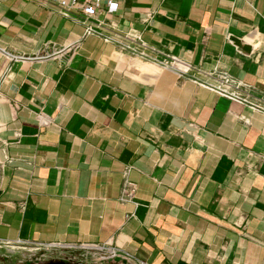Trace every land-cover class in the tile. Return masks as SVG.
Masks as SVG:
<instances>
[{
  "label": "crops",
  "instance_id": "0c3cea01",
  "mask_svg": "<svg viewBox=\"0 0 264 264\" xmlns=\"http://www.w3.org/2000/svg\"><path fill=\"white\" fill-rule=\"evenodd\" d=\"M117 2L97 17L115 42L52 5L0 2V242L264 264V112L250 106L264 107V0ZM136 39L189 72L120 47ZM220 73L250 105L198 84Z\"/></svg>",
  "mask_w": 264,
  "mask_h": 264
},
{
  "label": "built area",
  "instance_id": "2783aa9c",
  "mask_svg": "<svg viewBox=\"0 0 264 264\" xmlns=\"http://www.w3.org/2000/svg\"><path fill=\"white\" fill-rule=\"evenodd\" d=\"M5 1V0H0ZM34 1L39 5H52L56 8L57 13L71 21L80 22L84 27V35H96L104 39V41L115 42L110 36L104 35L99 29L102 26V22L97 19L98 15H110L116 13L118 10L117 0H28ZM137 44L136 47L120 43V47L129 50L135 56L142 60L151 62L162 69L173 72L174 74L183 76L190 70V66L176 57L165 56L162 59H156L149 57L145 53L146 45L141 40L136 39L133 41ZM203 87L227 97L232 101H236L242 104L250 105L247 97L244 95L242 84L225 73L217 75L215 81L211 82H199ZM254 106L255 109L264 112V107L261 105H250ZM136 191V185L125 179L122 187L119 201L121 203L133 202ZM43 245V244H39ZM108 250V256L112 258H119L126 264H144L136 259H133L126 253L120 252L117 249H112L105 246Z\"/></svg>",
  "mask_w": 264,
  "mask_h": 264
},
{
  "label": "rangeland",
  "instance_id": "374dc122",
  "mask_svg": "<svg viewBox=\"0 0 264 264\" xmlns=\"http://www.w3.org/2000/svg\"><path fill=\"white\" fill-rule=\"evenodd\" d=\"M105 246L5 244L0 242V264H109Z\"/></svg>",
  "mask_w": 264,
  "mask_h": 264
},
{
  "label": "water",
  "instance_id": "95a60500",
  "mask_svg": "<svg viewBox=\"0 0 264 264\" xmlns=\"http://www.w3.org/2000/svg\"><path fill=\"white\" fill-rule=\"evenodd\" d=\"M235 44L237 45V46H239V43H238V41H235ZM243 50H246V51H248L249 50V48H244Z\"/></svg>",
  "mask_w": 264,
  "mask_h": 264
}]
</instances>
